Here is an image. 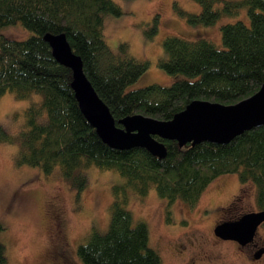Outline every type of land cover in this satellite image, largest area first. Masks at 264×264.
I'll return each mask as SVG.
<instances>
[{
  "label": "trees",
  "instance_id": "16d2710c",
  "mask_svg": "<svg viewBox=\"0 0 264 264\" xmlns=\"http://www.w3.org/2000/svg\"><path fill=\"white\" fill-rule=\"evenodd\" d=\"M193 1L200 6L199 13L175 6L189 25H210L240 7L246 8L248 25L240 21L220 25L221 47L202 37H164V55L154 65L172 77L171 83L129 90L148 62L131 56L125 43H119L115 52L106 45L102 16L121 14L115 2L0 0V27L19 23L31 33L20 40L0 34V95L8 91L16 99H25L31 92L40 96L39 102L12 115L11 119L21 121L16 132L0 126V143L15 144L16 165L36 166L44 175L57 168L76 193L86 186L84 170L89 165L112 169L124 179L123 184L111 186L106 231H91L76 247L82 264H162L147 244L145 224L134 223L125 208L128 191L141 197L153 188L167 205L180 200L192 206L211 180L232 173L239 184L253 186L255 211L264 210V124L225 144H179L152 136L163 145L161 157L140 147L110 148L80 113L70 87V69L54 60L43 39L46 33L64 36L118 128H122L120 120L130 115L169 120L193 100L232 105L249 97L264 81V0ZM219 1L220 9H214ZM148 31L151 36L157 31L156 16ZM237 204L231 201L225 211L240 216L244 212L237 210ZM168 213L165 207L166 221ZM261 225L264 229V222ZM0 264H7L1 242Z\"/></svg>",
  "mask_w": 264,
  "mask_h": 264
},
{
  "label": "rangeland",
  "instance_id": "374dc122",
  "mask_svg": "<svg viewBox=\"0 0 264 264\" xmlns=\"http://www.w3.org/2000/svg\"><path fill=\"white\" fill-rule=\"evenodd\" d=\"M112 1L120 7L121 14L102 16L101 29L106 45L115 52L119 43H125L131 56L148 62V68L127 87L129 90L153 83L161 86L171 83L172 77L154 65L156 59L164 55L161 46L164 37H202L221 47L220 25L236 21L248 25L245 7L237 8L236 13L221 15L210 25H189L176 13L175 6L199 13L200 6L193 0ZM220 3L213 8L220 9ZM154 16L157 17V31L151 36L148 30ZM0 34L20 40L31 33L15 23L0 27ZM39 101L40 96L33 92L25 99H16L11 92H4L0 95V126L16 132L21 121L11 119L12 115ZM15 151V144L0 143V224L3 227L0 242L7 264H52L46 258L52 247L49 243L51 220L59 222L73 260L82 264L76 257V247L86 241L91 231H106L111 186L123 184L124 179L112 169L101 170L89 165L84 170L86 186L76 193L61 179L57 168L44 175L36 166L16 165ZM233 200L238 201L239 212L256 210L253 186L239 184L231 173L211 180L192 206L180 200L167 205L166 199L149 188L141 197L128 191L125 208L134 223L145 224L147 244L158 253L162 264H180L194 257L193 264H264V252L260 258H252V253L264 248L262 225L256 228L257 246L247 247L243 253L231 240L216 242L210 239L211 229L219 219L235 216L225 211ZM49 206L55 212L52 219L46 216ZM165 207L169 211L167 221ZM204 254L208 255L207 262Z\"/></svg>",
  "mask_w": 264,
  "mask_h": 264
},
{
  "label": "water",
  "instance_id": "95a60500",
  "mask_svg": "<svg viewBox=\"0 0 264 264\" xmlns=\"http://www.w3.org/2000/svg\"><path fill=\"white\" fill-rule=\"evenodd\" d=\"M54 60L70 69V87L78 109L99 139L110 148H144L151 154L163 156V145L152 136L175 140L179 144L207 141L225 144L245 130L264 124V81L249 97L232 105L193 100L169 120H156L130 115L120 120L122 128L114 125L107 106L97 96L82 72L81 61L62 34H44ZM264 222V210L246 212L236 219L222 221L213 234L231 240L239 246L249 243L259 224ZM264 248L252 253L258 259Z\"/></svg>",
  "mask_w": 264,
  "mask_h": 264
},
{
  "label": "flooded vegetation",
  "instance_id": "af4514ba",
  "mask_svg": "<svg viewBox=\"0 0 264 264\" xmlns=\"http://www.w3.org/2000/svg\"><path fill=\"white\" fill-rule=\"evenodd\" d=\"M49 208H50V210L46 212V216L49 218V215H50L49 219H52V218H54L55 212L53 211L51 206H49ZM230 216H232V215H230ZM225 217L226 218L219 219L213 225V227L211 229L212 237H210V239H212V240L214 239L216 242L221 240L220 238L216 237L213 234L214 226L216 224L222 222V221L232 220L233 218H235V216L229 217V215L225 216ZM54 221L53 220H51V222L49 221L51 223L50 227L52 229V231H51L52 233L49 235V243H52V245H51L52 247H51L50 251L48 252V254L46 256L47 261L49 263H52V264H76L75 261L73 260V257L71 255L70 251H69V245L66 243V240L64 239V237L61 234V229H60L59 222H54ZM256 233L257 232H255L252 240L249 243H247L246 245H244V246H239L236 242L233 241L234 244H236V248L243 253V250L245 248H247V247H251V248L256 247L257 246V244L255 243ZM50 254H52V256ZM204 256H205L206 262H207L208 255L204 254ZM194 259H195V257L193 259L189 258L188 260H186L185 262L180 263V264H193L194 263Z\"/></svg>",
  "mask_w": 264,
  "mask_h": 264
},
{
  "label": "bare ground",
  "instance_id": "6f19581e",
  "mask_svg": "<svg viewBox=\"0 0 264 264\" xmlns=\"http://www.w3.org/2000/svg\"><path fill=\"white\" fill-rule=\"evenodd\" d=\"M259 225H261V224H259ZM259 225L257 227H259Z\"/></svg>",
  "mask_w": 264,
  "mask_h": 264
}]
</instances>
